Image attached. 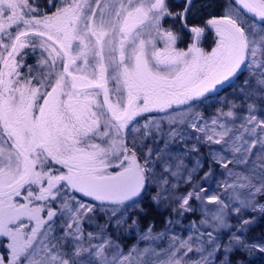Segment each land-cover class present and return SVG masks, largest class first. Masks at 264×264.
Segmentation results:
<instances>
[{
    "label": "snow or ice",
    "instance_id": "1",
    "mask_svg": "<svg viewBox=\"0 0 264 264\" xmlns=\"http://www.w3.org/2000/svg\"><path fill=\"white\" fill-rule=\"evenodd\" d=\"M193 4L184 0L173 12L168 0H0V264H216L221 252L219 264H231L233 249L264 254V242L243 236L255 217L239 221L236 232L228 223L233 213L264 214V0H222L220 15L188 28ZM168 17L188 28L186 49L163 26ZM207 29L215 33L210 50L200 46ZM37 51L36 64H27ZM245 71L247 115L223 98L210 121L196 111ZM154 111L164 116L139 125ZM165 120L169 138L187 142L182 127L198 133L188 151L208 147L209 161L233 181L223 194L197 184L180 193L200 157L188 168L167 141L144 151ZM210 175L211 166L203 179ZM153 187L157 207L183 217L199 201L201 219L167 248L133 246L125 254L105 229L112 220L117 229L128 219L129 231L138 226L131 211H144ZM97 213L109 224L95 223ZM84 222L97 231L85 233ZM165 235H153L149 224L140 239Z\"/></svg>",
    "mask_w": 264,
    "mask_h": 264
},
{
    "label": "rangeland",
    "instance_id": "2",
    "mask_svg": "<svg viewBox=\"0 0 264 264\" xmlns=\"http://www.w3.org/2000/svg\"><path fill=\"white\" fill-rule=\"evenodd\" d=\"M169 5L171 6L172 0H168ZM198 1L194 2V5H197L196 3ZM172 7V6H171ZM54 10V9H51ZM220 11H222V6L219 8ZM173 12H179V8L177 10L172 9ZM162 24L165 28H169L170 26L172 29L177 32L176 25L178 26L177 20L173 19L171 17L165 18L162 20ZM203 26V25H202ZM212 37L213 40L211 44L205 48L202 44L200 45L201 47L205 48L206 50H210L214 46V41H215V33L214 30H212ZM178 33V32H177ZM187 43L184 46L176 45L178 48L186 49L188 44L190 43V35L188 33V39L186 40ZM162 46V45H161ZM39 51L35 55H30L27 59V64L29 65H35L37 62V59L39 58ZM27 69L25 68V71ZM248 73L245 71L241 77L236 81L235 85L233 88H229V90L225 91L224 93H219L218 96H215L214 99L212 100L211 103L206 102L204 105H201L196 108V111H199L203 114V116L210 121L211 117L215 115L217 108H220L222 106V98L227 101H232L235 102L238 105V108L236 109L237 114L239 116H245L247 115L246 112V102L244 101L243 97L240 95V86L243 84V81L245 77H247ZM240 105H244V107H239ZM224 110L227 111V107H224ZM260 109L258 108V111L256 114L259 115ZM164 116L163 113L159 112H152V113H144L142 115L143 118L139 120V125H143L145 121L149 117H156V118H162ZM237 125L240 123V121L236 122ZM161 133L156 134L155 129H152V134H150L146 138V143H144V151H147L149 147L152 148H164L165 147V142L167 141L169 151L173 156L180 155L185 157V164L187 165L188 168H191L193 166V162L196 160L197 157L201 158V164L202 167L200 170H198L194 176V179L192 180L191 184L185 185L184 183H180L179 188H180V193H186L191 189L192 184H197L198 187L200 188H205L208 190V195H213V194H223L224 189L222 187L223 183L227 180L228 183H232V179H229L227 177V173L224 172V170L220 167L219 164H213L209 161L208 159V153L209 149L206 145L198 146L199 151L198 152H189L188 150L193 147V144L196 143L195 137L198 135V133L195 132L194 129L191 128H181V131L185 133V140H182L179 136L175 138H169L168 137V132L170 131L169 125L167 121L165 120L162 125H161ZM129 139H131V136H129ZM138 139H144L143 133L140 134V137ZM217 148L219 146H216ZM259 147V146H257ZM185 153L187 155L185 156ZM231 159V156L228 157ZM211 166L212 168V175H210L209 178L203 179L204 173L209 171V167ZM230 168H232L234 171H242L243 166L241 165L240 167H235L233 165H229ZM186 175V173H185ZM156 192L155 187L153 189L151 188L146 194L148 195L149 198H151ZM146 195V196H147ZM79 196V194H78ZM192 207L195 208L194 212H188L185 213L183 217L177 216L174 213H171V208H168V210H165L164 217L162 220V224L158 227L155 228L153 227V235L157 233H164L166 232V235L159 240L155 241H143L140 239V236L147 230L150 222H148L146 225L142 226H136L133 227L130 231L128 230V225L131 224V219H128L127 223H125L121 228L117 229L116 228V221L112 220L109 224L107 221V217L97 213L96 214V221L95 223H98L100 225H105L109 224L108 227H106L105 231L108 235L111 236V238L115 241H117L121 245V249L127 254L128 250L133 248V246H137L141 249L145 247H152L155 248L156 251H160L162 248H167L170 237H178V238H187L189 233L192 231L191 225L193 222L199 223L202 212H201V205L199 201H192ZM174 206V205H173ZM209 208L214 207L213 205H206ZM162 209L163 207H159ZM258 212H251L249 210L246 212L244 215L237 216L236 214H230V218L228 220V223L230 225H233L234 227L231 228V232H236L237 227L239 224V221L245 220V219H253V217L256 218ZM42 215H46L45 213H42ZM131 217L135 218L133 215V212L131 211ZM168 221H172V223H169ZM179 223H176V222ZM25 223H29L25 219ZM57 224L59 225L60 222L57 221ZM82 227L85 230V233L92 231L95 232L97 229L94 226H89L87 222H84L82 224ZM211 230V229H209ZM225 235L222 236V240L224 242L227 241L228 239V234H230L229 230L227 228L222 230ZM243 236L245 239H247L251 243H261L264 242V234H249L247 231L243 233ZM94 244L95 243H100L102 241H97L93 240L92 241ZM235 252H242L245 254L246 258H239L234 256H231V253L228 254L229 259L231 260V264H264V254L260 253L259 251L253 252L251 254L243 251V250H235ZM219 259L216 261V264H219L220 260L224 259V254L218 253ZM194 259L196 257H193Z\"/></svg>",
    "mask_w": 264,
    "mask_h": 264
},
{
    "label": "trees",
    "instance_id": "3",
    "mask_svg": "<svg viewBox=\"0 0 264 264\" xmlns=\"http://www.w3.org/2000/svg\"><path fill=\"white\" fill-rule=\"evenodd\" d=\"M198 1L197 5L193 4V9L189 13V18L192 19L193 23H203L205 19L210 17V15H220L221 11L219 8L222 6V0H194ZM45 0H41V5ZM177 4L174 0H172L171 6ZM190 21V22H192ZM177 32L180 34V39L178 40L177 44L180 46H184L187 43L188 34L181 29V27L176 25ZM213 40L212 31L211 29H207L205 35L202 37L201 44L207 48ZM241 77V76H240ZM239 77V78H240ZM229 90V88L221 91L220 93H224L225 91ZM153 189V188H152ZM78 195V194H77ZM80 195V194H79ZM147 194L143 197V203L141 207H143V212L137 213V211H132L135 218L139 219V226L140 228L146 225L148 222L155 227L158 228L162 224V220L164 217L165 210L164 208L160 209L155 204L151 202V198L148 197ZM259 199V197H257ZM261 203H264V200H261ZM247 232L249 234H264V214L257 213L254 222L248 226ZM236 256L239 258H246L245 254L242 252H235L232 251L231 256Z\"/></svg>",
    "mask_w": 264,
    "mask_h": 264
},
{
    "label": "flooded vegetation",
    "instance_id": "4",
    "mask_svg": "<svg viewBox=\"0 0 264 264\" xmlns=\"http://www.w3.org/2000/svg\"><path fill=\"white\" fill-rule=\"evenodd\" d=\"M177 4H175V6L174 5H172V9H175V10H177V8H179V11H181V9H182V7H183V3H184V0H174ZM209 18V17H208ZM208 18H206L205 19V21L208 19ZM177 20V23L180 25V22H179V19H176ZM190 21H192V19L191 18H189L188 19V24H191V25H201L200 23H197V22H194L193 23V21L192 22H190Z\"/></svg>",
    "mask_w": 264,
    "mask_h": 264
},
{
    "label": "water",
    "instance_id": "5",
    "mask_svg": "<svg viewBox=\"0 0 264 264\" xmlns=\"http://www.w3.org/2000/svg\"><path fill=\"white\" fill-rule=\"evenodd\" d=\"M180 23H181V21H180ZM181 27H182V23H181ZM190 27H191V25H188V28H190ZM182 28H183V30L188 32V28H184V27H182Z\"/></svg>",
    "mask_w": 264,
    "mask_h": 264
}]
</instances>
